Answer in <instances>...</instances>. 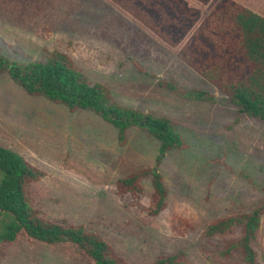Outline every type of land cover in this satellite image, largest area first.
<instances>
[{
    "label": "rangeland",
    "instance_id": "1",
    "mask_svg": "<svg viewBox=\"0 0 264 264\" xmlns=\"http://www.w3.org/2000/svg\"><path fill=\"white\" fill-rule=\"evenodd\" d=\"M221 1L0 0V52L8 59L29 65L65 53L93 82L110 86L122 106L172 120L187 143L163 155L156 137L134 127L123 145L119 129L94 113H72L32 97L1 74L0 146L44 172L28 188L30 206L41 218L98 234L129 264L178 253L189 264H247L240 249H231L243 225L214 236L207 231L217 220L263 206L264 122L241 114L183 56ZM234 1L264 12V0ZM161 81L212 92L216 103L182 99ZM160 158L168 207L152 216L151 178L140 195H120L118 184L134 172L156 169ZM2 179L0 172V184ZM17 225L0 212V236ZM254 245L258 264H264V216ZM0 263L94 261L76 245H50L23 232L0 245Z\"/></svg>",
    "mask_w": 264,
    "mask_h": 264
},
{
    "label": "trees",
    "instance_id": "2",
    "mask_svg": "<svg viewBox=\"0 0 264 264\" xmlns=\"http://www.w3.org/2000/svg\"><path fill=\"white\" fill-rule=\"evenodd\" d=\"M202 37L205 44L199 41ZM183 56L195 71L227 95L241 114L264 122V16L234 0H222ZM1 74H8L32 97H44L67 107L72 113L79 110L94 113L119 129L123 145L128 141V131L141 127L159 140L163 155L187 147V143L174 131L172 120L122 106L110 86L93 82L65 53H53L46 62L18 65L0 52ZM160 86L190 101L215 104L217 100L212 92L203 89L185 91L175 82L161 81ZM239 121L238 116L237 123ZM161 163L162 158L158 160L156 169L145 168L134 172L118 184L120 195H140L144 192L143 181L151 178L154 194L149 212L152 216L160 215L168 207L169 189L159 172ZM0 172L3 174L0 212L13 216L18 223L0 236V245L16 242L19 234L24 232L30 239L42 243L76 245L93 259L94 264H129L98 234L70 230L41 218L30 206L28 188L40 182L44 172L33 168L19 154L3 146H0ZM263 216L264 204L252 212L217 220L207 234H225L236 225H243L244 234L231 249H240L247 264H258L254 244ZM152 264L189 263L183 253H178L160 257Z\"/></svg>",
    "mask_w": 264,
    "mask_h": 264
},
{
    "label": "crops",
    "instance_id": "3",
    "mask_svg": "<svg viewBox=\"0 0 264 264\" xmlns=\"http://www.w3.org/2000/svg\"><path fill=\"white\" fill-rule=\"evenodd\" d=\"M245 6H247L249 9L253 10L254 12L264 16V12H261L259 9H257V7H252L249 4H246Z\"/></svg>",
    "mask_w": 264,
    "mask_h": 264
}]
</instances>
